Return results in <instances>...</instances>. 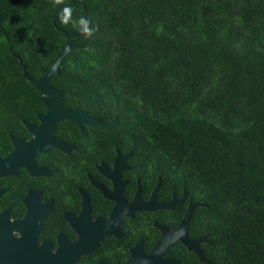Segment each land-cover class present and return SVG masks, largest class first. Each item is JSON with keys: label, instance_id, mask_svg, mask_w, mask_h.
I'll return each mask as SVG.
<instances>
[{"label": "trees", "instance_id": "1", "mask_svg": "<svg viewBox=\"0 0 264 264\" xmlns=\"http://www.w3.org/2000/svg\"><path fill=\"white\" fill-rule=\"evenodd\" d=\"M65 7L97 30L51 84L206 204L212 264H264V0H0V136L37 103L19 60L36 79L77 31Z\"/></svg>", "mask_w": 264, "mask_h": 264}, {"label": "flooded vegetation", "instance_id": "2", "mask_svg": "<svg viewBox=\"0 0 264 264\" xmlns=\"http://www.w3.org/2000/svg\"><path fill=\"white\" fill-rule=\"evenodd\" d=\"M40 96L0 136V264H212L205 203L137 156L116 117L63 98L77 111L51 130Z\"/></svg>", "mask_w": 264, "mask_h": 264}, {"label": "water", "instance_id": "3", "mask_svg": "<svg viewBox=\"0 0 264 264\" xmlns=\"http://www.w3.org/2000/svg\"><path fill=\"white\" fill-rule=\"evenodd\" d=\"M83 18H85V15L83 16ZM81 31H82V26H78L77 31L72 32V33H68V32L63 31L64 36H65L64 46L60 50L57 51L53 61L51 62L49 67L46 69V71H44L36 79H32L28 75L24 65L19 60V63L22 67L21 76L24 77L27 80V82L32 87L37 89L41 94L40 99H41V101L44 102V104L46 105V108H47L46 112L44 114V117L49 118L51 120V124H50L51 130H54L55 124L57 121L63 120L65 118H73V114L76 113V111H77V110H69L63 106L64 99H63L62 92L58 88L52 86L49 83V79L55 72L58 71V66H59L61 60L68 53H70L71 50L76 48V45L72 44L71 38L79 35ZM90 120H91L90 121L91 124L102 126V127H109L116 122V118H114L110 121H103V120H98V119H94V118H92ZM194 206H195V204H194ZM188 214H189V211L185 214L184 218H188ZM198 240H200V238ZM198 256L200 259L202 258L200 252H198Z\"/></svg>", "mask_w": 264, "mask_h": 264}, {"label": "clouds", "instance_id": "4", "mask_svg": "<svg viewBox=\"0 0 264 264\" xmlns=\"http://www.w3.org/2000/svg\"><path fill=\"white\" fill-rule=\"evenodd\" d=\"M55 4L62 3V0H54ZM61 22L62 23H76L78 26H82V35H85L88 38H91L97 28L93 27L90 20H86L85 18L81 17L78 21L71 20V8L65 7L61 13Z\"/></svg>", "mask_w": 264, "mask_h": 264}]
</instances>
